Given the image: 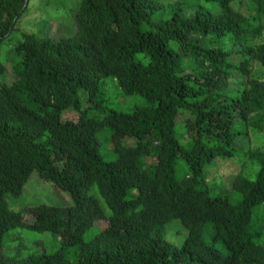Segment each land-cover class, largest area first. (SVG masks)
<instances>
[{"label":"trees","instance_id":"1","mask_svg":"<svg viewBox=\"0 0 264 264\" xmlns=\"http://www.w3.org/2000/svg\"><path fill=\"white\" fill-rule=\"evenodd\" d=\"M28 2L0 0V49ZM44 22L0 58V264H264V0H78ZM32 175L71 202L13 208ZM15 228L60 245L10 255Z\"/></svg>","mask_w":264,"mask_h":264},{"label":"rangeland","instance_id":"2","mask_svg":"<svg viewBox=\"0 0 264 264\" xmlns=\"http://www.w3.org/2000/svg\"><path fill=\"white\" fill-rule=\"evenodd\" d=\"M78 0H29L28 6L25 12L19 18L16 30L10 35L11 40H6L2 44L0 49V58L3 59L6 51L9 50L14 43L18 41L21 34L24 32L37 33L42 36L47 31L48 25L44 21H48V16L52 12H65L69 8L75 5ZM245 8V5H243ZM57 20V21H55ZM67 17L63 16L60 18L50 20L52 23L51 31H56L58 26V31L63 33L67 31L66 21ZM57 22V23H56ZM68 32V31H67ZM66 34V33H64ZM9 80V79H8ZM111 82V81H109ZM109 91L112 93L110 96H115L114 102L121 101V97L115 92V86H111ZM126 102L133 100L138 103L139 100L135 97ZM126 108V107H125ZM69 118H77L76 114L69 112L66 114ZM254 138V137H252ZM250 140V139H249ZM101 152L105 159H110L115 156L113 148L110 146L109 135L107 132H103L101 135ZM253 144L250 140L249 144ZM237 170V165L233 160H221L219 161L210 171L208 179L213 180L215 183L216 191H226L229 185V174ZM222 187L225 189H222ZM236 200L238 199L235 195ZM9 202L13 208L23 207L26 205H31L40 202L55 203V204H68L71 202V197L69 193L65 190L57 188L50 182H46L36 175H32L31 180L26 184L24 188V193L18 197L10 196ZM259 217L255 219V224L262 221V214H258ZM25 220L30 219V213H26L24 216ZM108 222L104 219L95 222L94 227H92L86 234L85 237H89L94 234L97 229H103L106 227ZM13 234V237L9 241L6 252L10 255H17L18 257H25L31 252H41V250L52 251L57 248L60 243L59 239L53 236L51 232H37L28 228H15L9 235ZM186 236V230L178 222H171L169 224L166 237L171 239L174 243L180 244ZM205 238H210V236L205 234ZM220 245V244H219ZM38 248V249H37Z\"/></svg>","mask_w":264,"mask_h":264}]
</instances>
